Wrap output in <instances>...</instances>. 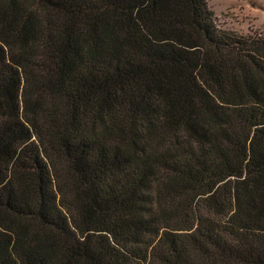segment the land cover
<instances>
[{"label":"trees","instance_id":"trees-1","mask_svg":"<svg viewBox=\"0 0 264 264\" xmlns=\"http://www.w3.org/2000/svg\"><path fill=\"white\" fill-rule=\"evenodd\" d=\"M0 264H264V30L0 0Z\"/></svg>","mask_w":264,"mask_h":264},{"label":"rangeland","instance_id":"rangeland-1","mask_svg":"<svg viewBox=\"0 0 264 264\" xmlns=\"http://www.w3.org/2000/svg\"><path fill=\"white\" fill-rule=\"evenodd\" d=\"M221 28L243 34L264 30V0H207ZM24 4L30 5L28 1Z\"/></svg>","mask_w":264,"mask_h":264}]
</instances>
